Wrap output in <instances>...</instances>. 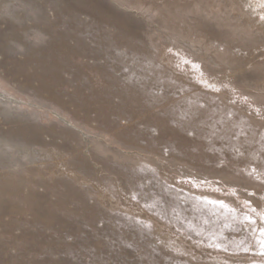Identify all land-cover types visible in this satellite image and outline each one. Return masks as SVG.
<instances>
[{"label": "rangeland", "instance_id": "rangeland-1", "mask_svg": "<svg viewBox=\"0 0 264 264\" xmlns=\"http://www.w3.org/2000/svg\"><path fill=\"white\" fill-rule=\"evenodd\" d=\"M133 1L153 14L171 2L218 4ZM231 1L258 35L244 39L245 49L235 42L234 64L107 0H0V93L41 119L0 110V142L37 151L19 158L32 167L52 151L61 159L57 148H75L59 135L57 118L72 131L90 130V121L104 133L90 130L103 144L162 165L147 163L153 173L91 148L117 166L118 193L101 163L53 158L31 175L0 163V264H264V189L213 172L237 169L264 180V140L238 111L264 122V97H255L264 90L243 81L252 71L247 61L264 60V0ZM203 19L206 42L226 44L216 19ZM208 192L234 199L242 211L205 199Z\"/></svg>", "mask_w": 264, "mask_h": 264}, {"label": "bare ground", "instance_id": "bare-ground-1", "mask_svg": "<svg viewBox=\"0 0 264 264\" xmlns=\"http://www.w3.org/2000/svg\"><path fill=\"white\" fill-rule=\"evenodd\" d=\"M107 1H109L110 3H112L113 5L121 8V9H126L131 14H133V13L136 14V12L139 10L140 11L139 13L141 15H145L144 17H146L147 19H150L152 22L159 24L161 26V28H163V29L166 28V29L171 30L173 32L172 34L177 36L176 39H184V40L189 41V42H191L197 46H201V47L205 48V50L208 52V54L215 53L216 56L219 59H221L223 62H228L231 64H234L236 62V57H237L236 53L234 52L233 47H232L233 45H236L235 42H238L239 39L242 40V42L238 48H242V49L244 48L245 49V47H246V45H245L246 43L244 42L245 38H248V36L258 38V35L255 34V31L250 27V25L244 23V20H241V17L238 16L237 14H235V13H237V11L242 14V10L237 5H235L234 2H232V1L230 2V0H217L218 4L216 6L213 5V7L210 3H205L203 1H201L199 3H195L193 6L186 7V8H183L182 7L183 5L180 3L171 2L168 5H165L164 9H157V12L155 14H153L150 11L151 9L145 7L144 4L141 2L137 3V1L134 2L133 0H107ZM220 3H223V4L221 5ZM147 13H149V14H147ZM209 17H214L216 19L217 25L222 27V32L227 33L226 35L228 37H227V43L226 44H222V45H219L218 47H216L214 44H212V43L208 44V42H206L207 35L205 33L206 29H204V24H203L204 19L203 18L208 19ZM136 18H139V17L136 15ZM139 19H141V18H139ZM142 20L145 21V23L148 26L146 19L142 18ZM150 29L151 30L147 29L148 32L147 31L146 32L149 33L148 37H149L150 42L154 44L155 40L152 39L151 35H152V33H154L153 31L155 30V28H150ZM165 37L170 39L171 35L169 33H166ZM244 62H246V59H244ZM247 62L249 63L250 68H252V71L249 73V75H247L246 77L243 78V81L245 83H250L251 87L264 90V60H259V61L248 60ZM219 66L221 67L220 64H219ZM171 74L174 75V73H171ZM176 76L178 77V75H176ZM176 76L173 78H176ZM252 95H254V94H252ZM213 96H215V98L217 97L219 100L223 99V97L221 95H213ZM38 97H40V96H38ZM255 97L261 98V97H264V94H261L260 96H255ZM210 98L213 100V97H210ZM261 99H263V98H261ZM45 100L48 102H55V101H51L49 99H45ZM225 104L228 105L226 102H225ZM57 105H59V104H57ZM58 107H63V106L59 105ZM62 109H66V108L63 107ZM0 110L3 112H8L17 118L22 117V118H27L28 120H32V117L36 116L37 117L36 119L41 120L36 112H30L29 110L23 109L20 106L18 101L12 100L7 96L2 95L1 93H0ZM238 111L243 116V118L240 120V122L247 124L252 133H254L257 136H260L264 140V134H262L260 131H258L254 128V126H255V127H258L260 129L264 130V122L253 117V116L245 114L244 112L240 111L239 109H238ZM73 116L75 117V121L83 126V124L79 122L80 117L75 116L74 114H73ZM57 120H59V124L61 126L64 125L63 128H59V135L65 136L66 139H69L72 146L75 147L71 153L67 152V150H62L60 148H57L56 150L60 152L59 155L61 156V159H58V156L55 154V152L52 151V153L49 157V160L37 162V164H34L32 167H27L24 164L25 162L24 163L22 162V161H26V160L22 159V161H21L19 158L23 157L24 159H26L29 156L34 157L36 154H38L37 151L33 152L32 150H28L26 152H22V148H20L16 144H13L10 142L9 143L5 142V144L6 143L7 144L3 145L0 142V163L3 165H9V163H11L14 167H16L17 165L21 166L20 170L26 169L25 171L29 175H31L32 173H35V172L40 173V171L38 169V165H43V164L47 165L48 163H53V160H55V162L57 164L61 163L62 161H66V162H68L69 165H72L69 162L70 161L69 159L77 158L79 161H84L86 163V165L89 167L94 166L96 162L101 163L102 168L104 170V175L106 176L105 178L109 181L110 185L112 186V189L116 190V192H118V193H119L118 178L113 175V171H112L113 168H116L117 166H114L110 162L105 163L103 160L95 158L90 153L91 148L95 147V149L97 150L96 152L97 153L99 152L101 155H103V157H107V159L109 161L110 160H113V161L116 160V161H120V163L121 162H124V163L128 162L127 166L130 165L129 162L142 164V166H141L142 170L152 171L153 173H157V170L146 166L147 163L148 164L151 163V164H153V166L156 165V166L162 167V165L159 163V161L156 160V158L153 156H147V155L143 156V155L136 153V152L134 154L131 152L127 153V152L121 151L117 148L108 147L106 144H103V142L101 140H99L100 138L95 137L91 134L92 133V131H90V130H92L91 128H93L95 130V132H93V133L96 134V136H101L104 134L99 129V126L94 124L93 122H90V121L85 122L86 124H88L90 126V130H89L88 126H86V125H85L86 127L84 126L83 129L86 130L85 131L86 133H85L83 130L82 131L81 130H73L72 131L73 128L71 129V128L67 127L66 123L64 121L60 120L59 118H57ZM35 123H36V125L39 126V129L41 131H46L44 127L39 125V122L37 120ZM251 124H252V126H251ZM65 126L69 129H64ZM52 130L54 132H56L57 126H53ZM4 141H6V140H4ZM78 142H81L85 146V148H84L85 152L82 150V148L80 146H78ZM127 144L129 145V143H127ZM30 149H32V148H30ZM33 149H38V148H33ZM95 149H94V151H95ZM41 150L46 153L48 151H51V148L41 147ZM42 151H41V155H42ZM51 159H53V160H51ZM28 162H30V161H28ZM28 164H30V163H28ZM108 167H109V169H108ZM45 169H47V167ZM95 171H96V169H95ZM213 172L233 175V176H236L240 181H243L245 184H248L251 187L256 188L257 190L258 189H264V182H263L264 180L263 181L255 180L257 177L256 176L257 174L254 175V176H256L255 179L254 178L252 179L249 176H245L244 172L241 173L237 169H235L234 171L233 170L232 171H230V170L226 171L225 169H220V170L214 169ZM255 172H256V170H255ZM255 172H252V173H255ZM161 174H163V173H161ZM111 176H114V177H111ZM163 176H165V175L163 174ZM164 180H166V179H164ZM114 182H116V183H114ZM156 182L160 186H162L163 188H166V186H164V184H162L158 179L156 180ZM259 182H260V184H258ZM128 186H129V184H128ZM185 190H186V188H185ZM134 191H135V188L130 187L131 195H134L133 194ZM181 194L183 196H186L183 193H181ZM196 196L199 197V195H196ZM186 197H188V196H186ZM205 199L214 200L218 203L220 201H222L223 205L225 204L227 207H234V209L237 208V209L242 211V209L240 207H238V203L230 197L220 196L216 193L208 192L207 197ZM193 200H195V199H193ZM219 204L221 205V203H219ZM256 219L254 217V220H256ZM255 222H257V220ZM218 248H219V246H218ZM215 250H217V248Z\"/></svg>", "mask_w": 264, "mask_h": 264}, {"label": "snow or ice", "instance_id": "snow-or-ice-1", "mask_svg": "<svg viewBox=\"0 0 264 264\" xmlns=\"http://www.w3.org/2000/svg\"><path fill=\"white\" fill-rule=\"evenodd\" d=\"M186 63H187V61H186ZM219 203H221V205L223 206L222 201H220ZM253 211H255V209H253ZM262 218H264V217H262ZM250 222L254 223V221H250ZM261 232L264 233V228H261ZM260 243H261V246L264 247V240H261ZM262 254H264V253H262Z\"/></svg>", "mask_w": 264, "mask_h": 264}]
</instances>
